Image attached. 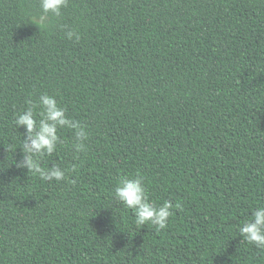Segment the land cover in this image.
Listing matches in <instances>:
<instances>
[{
    "label": "trees",
    "instance_id": "16d2710c",
    "mask_svg": "<svg viewBox=\"0 0 264 264\" xmlns=\"http://www.w3.org/2000/svg\"><path fill=\"white\" fill-rule=\"evenodd\" d=\"M40 14L0 0V264H264L239 233L264 206V0H68L39 30ZM44 93L88 134L78 152L59 128L40 157L62 181L16 167L15 119ZM137 174L179 205L165 229L115 198Z\"/></svg>",
    "mask_w": 264,
    "mask_h": 264
},
{
    "label": "clouds",
    "instance_id": "9594fccd",
    "mask_svg": "<svg viewBox=\"0 0 264 264\" xmlns=\"http://www.w3.org/2000/svg\"><path fill=\"white\" fill-rule=\"evenodd\" d=\"M42 14L30 17L29 22L36 25L39 30L48 26V14L61 15V10L68 4V0H39ZM68 39L80 40V33L74 29L66 32ZM40 108L37 120L34 108ZM17 127H23L27 135L23 138L21 152L23 158L16 162L18 169H27L28 173L38 174L43 181H62L66 178V171L58 165H52L47 169L41 167L40 157L47 154L51 156L60 141L58 129L68 127L75 130L74 145L76 151H84V141L87 139L85 126L70 119L66 110L59 106L56 98L47 93L41 94L38 104L27 108L17 115L15 119ZM72 183H75L73 180ZM115 198L125 208L131 209L135 216V223L139 226L151 224L157 230L165 229L169 218L173 215L172 209L179 205H173L168 200L157 206L149 200L145 187L144 178L137 174L131 178L123 177L114 190ZM239 233L249 244L259 249H264V206H258L252 213L251 218L243 222L239 227Z\"/></svg>",
    "mask_w": 264,
    "mask_h": 264
}]
</instances>
